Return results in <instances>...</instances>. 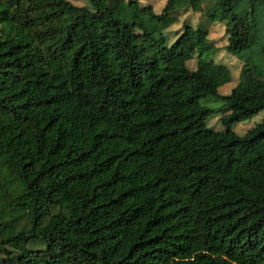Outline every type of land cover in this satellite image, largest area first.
<instances>
[{
  "label": "trees",
  "instance_id": "16d2710c",
  "mask_svg": "<svg viewBox=\"0 0 264 264\" xmlns=\"http://www.w3.org/2000/svg\"><path fill=\"white\" fill-rule=\"evenodd\" d=\"M201 2L0 0V264H264V115L231 128L264 109V0L168 36ZM212 21L242 60L226 94Z\"/></svg>",
  "mask_w": 264,
  "mask_h": 264
},
{
  "label": "rangeland",
  "instance_id": "374dc122",
  "mask_svg": "<svg viewBox=\"0 0 264 264\" xmlns=\"http://www.w3.org/2000/svg\"><path fill=\"white\" fill-rule=\"evenodd\" d=\"M74 4L80 5L87 3V0H69ZM165 0H139L141 4H150L155 12H158L163 5ZM210 3V0H202L200 10H192L189 7L181 8L177 12V19L171 23L165 30L168 36H173L180 28L183 21H186L190 24H195L198 20L204 18L203 11ZM257 30L254 34V44L250 47L249 51L254 53L264 45V16L257 14ZM208 34L207 37L214 47V50L211 51L208 55L205 54V57L211 58L214 62H218L227 66L230 74L229 80L225 83L218 86V92L220 94H226L229 92L230 88L236 83L239 75L240 66L242 64L241 58L235 54L227 52L223 44L226 41V35L223 31V23L219 21H212L207 23ZM186 65L189 68H193L195 65V53L186 61ZM199 103L205 107L213 110L214 112L210 113L207 116L206 124L213 127L216 130H221L224 128V124L219 118L221 110L220 106L223 103L221 98L216 97H200L198 99ZM264 115V109L259 110L258 112L248 116L244 119L234 121L231 123V128L237 134H243L247 128L253 125L255 122H258L261 117Z\"/></svg>",
  "mask_w": 264,
  "mask_h": 264
}]
</instances>
